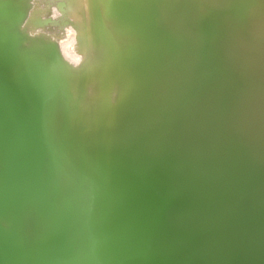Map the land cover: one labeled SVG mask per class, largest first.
<instances>
[{
  "label": "water",
  "instance_id": "1",
  "mask_svg": "<svg viewBox=\"0 0 264 264\" xmlns=\"http://www.w3.org/2000/svg\"><path fill=\"white\" fill-rule=\"evenodd\" d=\"M47 5L0 0V264H264V0Z\"/></svg>",
  "mask_w": 264,
  "mask_h": 264
},
{
  "label": "rangeland",
  "instance_id": "2",
  "mask_svg": "<svg viewBox=\"0 0 264 264\" xmlns=\"http://www.w3.org/2000/svg\"><path fill=\"white\" fill-rule=\"evenodd\" d=\"M47 1H49V0H32V2H33V4H34V12H36V15L38 16H40L39 18L40 19H42V20H45V19H47L48 17H54V19H56V20H59L60 18H61V14H59L58 13V15L56 14L55 15V12H57L56 10H55V7H50L51 9V14H47L46 13V11H47V8H48V5H47ZM22 2L24 3L25 2V0H22ZM53 10H54V13H53ZM55 16H54V15ZM59 30V27H47V31L46 32H49V31H51V32H57ZM66 30H68V29H66ZM41 32H45L44 31V29L43 30H40ZM72 36V37H71ZM64 39V41H62L61 43H62V45H64L62 48H63V50H64V53L67 55V56H69V58L71 59V60H73V61H76L77 60V56H76V53H75V37H74V33L72 32V31H69V32H67V35H66V37H63ZM68 39V40H66V39ZM67 44H66V43ZM66 46V47H65ZM68 49H69V51H68ZM67 52V53H66Z\"/></svg>",
  "mask_w": 264,
  "mask_h": 264
},
{
  "label": "bare ground",
  "instance_id": "3",
  "mask_svg": "<svg viewBox=\"0 0 264 264\" xmlns=\"http://www.w3.org/2000/svg\"><path fill=\"white\" fill-rule=\"evenodd\" d=\"M54 15V14H53ZM55 16V15H54ZM72 37V36H71ZM66 39V38H65ZM66 40H68V39H66ZM64 41V40H63ZM69 41V40H68ZM66 43V42H65ZM67 44V43H66ZM65 45V44H64ZM64 45H62V47L64 46ZM66 47V46H65ZM68 51H69V49H68ZM67 53V52H66ZM68 55V54H67ZM69 57V56H68Z\"/></svg>",
  "mask_w": 264,
  "mask_h": 264
}]
</instances>
